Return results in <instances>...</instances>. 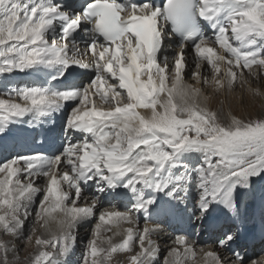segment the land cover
<instances>
[{"label":"snow or ice","instance_id":"obj_1","mask_svg":"<svg viewBox=\"0 0 264 264\" xmlns=\"http://www.w3.org/2000/svg\"><path fill=\"white\" fill-rule=\"evenodd\" d=\"M13 73L39 82L0 92V139L57 113L65 135L0 157V264H65L91 220L82 264H156L164 221H149L168 215L197 231L163 264H264L240 250L241 225L257 210L264 224V103L243 111L245 93L264 102V0H0V76Z\"/></svg>","mask_w":264,"mask_h":264},{"label":"bare ground","instance_id":"obj_2","mask_svg":"<svg viewBox=\"0 0 264 264\" xmlns=\"http://www.w3.org/2000/svg\"><path fill=\"white\" fill-rule=\"evenodd\" d=\"M165 54L168 55L170 58H171V56L174 55L173 51L169 50L167 53H161V57H163V55H165ZM193 60H194V58H193L192 50L190 48V50L188 49V52H187L188 70H187V72L185 74L186 82H188V80H187L188 74L191 73V71H192V68L190 69V67H191L190 64H192ZM207 73H210V70L206 69L205 74H207ZM23 75H25V74H23V73H14L13 76L10 78V80H8L6 78V76H0V78L3 77V79H6L5 82H6L7 86L8 85H11V86L13 85L14 87L15 86H20L22 84H28V83H31L33 81L39 82L38 79L35 76H30V75H26L27 76L26 79L20 81V77L23 76ZM26 80H28V81L26 82ZM6 90H7L6 88L0 86V92L6 91ZM48 124L50 125V123H48ZM41 184H43V181H41ZM192 192H194V191L191 190L188 193V196H191ZM86 195H89V193H86ZM192 196H194V195L192 194ZM188 199H190V198H188ZM187 204H188V208L191 209L192 206H193L192 201H189ZM101 207H108V206H107V204H104ZM122 209L123 208H121V210ZM255 219H256V221H255ZM94 221L95 220H91L89 223L83 224V225L79 226L75 230L76 241H75L73 249L75 248V245L77 244V242H81V241L85 240L86 235H87L86 232H87L88 228L90 227V225L92 223L94 224L96 222V221L95 222ZM141 222H143V223H141ZM253 222H256L258 224V227L260 228V230H259V232L256 233L257 235H256V238L254 239L255 243L251 247L250 251H248V253L246 254L248 257H250L251 255H254L256 253L255 252L256 249H260V251H261V248L263 246L262 244H264V224H262V222H261L258 210H257L255 216L252 218V220L249 219L243 225H246V227L249 228V229L253 228V230H254L255 229V225H253ZM144 223H145V221L143 219V216L141 215L140 226L143 227ZM149 223L150 224H155V223H159V221L154 217L152 220L149 221ZM188 223L189 222L187 221V217L186 216H181V215H168V216H166L165 221H164V225H163V230L154 233L152 235V237H151L156 243H159V246H160V249H161L160 254H162V253L164 254V252H166L165 248H168L169 246L172 245L175 235H177L180 230H182L184 228L187 230V227H189ZM126 227L127 226H125L124 224L121 225L122 229L126 228ZM113 231H116V229H113ZM202 234L203 235L201 237L200 244L201 243H203V245L204 244L205 245L210 244L211 240L209 239V236H210L209 233L207 231H203ZM9 238L10 237H8L7 235H4V234H2V236H0V239H9ZM202 238H204L206 240H202ZM23 244H24L26 252H29V251L32 250L33 245L29 244L27 241H25ZM199 246L200 245H198V247ZM76 252L77 251H75V253ZM74 255L75 254H72V255L70 254L68 257L63 258L64 261H65V264H70V262L73 261ZM222 255L227 258L231 254L229 252H227V251H224V252H222ZM70 256H71L72 259L70 258V260H69L68 258ZM71 264H73V262ZM77 264H78V262H77Z\"/></svg>","mask_w":264,"mask_h":264},{"label":"rangeland","instance_id":"obj_3","mask_svg":"<svg viewBox=\"0 0 264 264\" xmlns=\"http://www.w3.org/2000/svg\"><path fill=\"white\" fill-rule=\"evenodd\" d=\"M190 69L192 68V71L195 70V62L193 60L192 64H190ZM191 71V73H192ZM191 73L188 74L187 76V80H188V83H195L193 80H192V76H191ZM14 74V73H13ZM13 74H9L6 76L7 79H10ZM206 75L209 76V78L211 77V72L210 73H207ZM261 85H262V90H264V77L261 78V81H260ZM10 87V86H8ZM210 91V90H209ZM240 95V90L239 88L236 90L235 93H233L231 96L228 97V100H227V104L231 106V108L237 112V114H239L241 112V106L238 104L237 102V98L239 97ZM245 96H246V103H245V106L243 108V111L245 112V114L247 113H252L253 115H256L258 114L261 109H262V102L260 98L258 97H248L247 96V93H245ZM220 99H223L222 96H218L216 98H214L212 100V102L210 103V106L211 107H216L217 106V103ZM227 110V108H225V111ZM193 190L194 192L193 195H195V189H191ZM192 200V203L194 204L195 202V196L191 199H186V203H188L189 201ZM124 210V209H122ZM95 222V221H94ZM143 223V222H141ZM93 224V223H92ZM125 226L128 227V225L124 224ZM84 233V232H83ZM86 238L84 241H81V242H77V244L75 245V248L72 250V252L70 253L71 255L72 254H75L74 257H73V264H82L83 262V256H84V250H85V245L87 244V241L90 237V234H91V227L88 228L87 232H86ZM0 236H2V234H0ZM7 238V237H6ZM10 239V238H9ZM193 239H198L199 241H201V236L199 237H196L195 235L193 236ZM202 240H204V238H202ZM25 241H21V243H24ZM159 244V243H158ZM200 245H203V243H201ZM205 245V244H204ZM78 247V248H77ZM24 249V250H23ZM167 249L168 248H165L166 252H164V254H160L157 261H156V264H163V260H164V257L167 255ZM75 251H77L75 253ZM243 253L246 254L245 250L242 248L241 250ZM256 253L254 255H251L250 258H255V259H259V257L261 255H264L263 253H261L260 249H256L255 251ZM27 252L25 251V247H23L21 249V257L23 258V256L26 254ZM24 254V255H23ZM71 256L68 258L70 260ZM72 259V258H71ZM117 259L119 261H121V264H123V262L125 261V257L121 256V257H117ZM70 262V264L72 263Z\"/></svg>","mask_w":264,"mask_h":264}]
</instances>
